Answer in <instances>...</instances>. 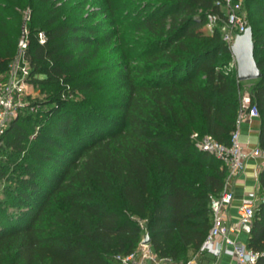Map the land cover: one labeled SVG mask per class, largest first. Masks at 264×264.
<instances>
[{
    "label": "trees",
    "instance_id": "1",
    "mask_svg": "<svg viewBox=\"0 0 264 264\" xmlns=\"http://www.w3.org/2000/svg\"><path fill=\"white\" fill-rule=\"evenodd\" d=\"M87 1L77 6L84 9ZM95 1L99 10L74 22L76 10L60 22L69 11L59 8L40 28L27 22V82L50 93L30 99L33 112L18 115L0 140L22 155L12 165L17 176L8 201L17 209L0 207V264H119L117 256L133 253L147 235L159 257L187 262L209 235L211 197L223 191L227 170L196 148L191 128L229 145L245 92L218 63L232 54L223 25L213 35L204 31L208 15L219 12L216 2ZM39 3L31 6L44 20L46 8ZM244 8L257 17L250 27L262 75L250 93L260 111L264 149V0H244ZM99 16L103 21L92 24ZM110 49L121 66L111 70L120 99L115 115L108 114L111 106L101 115L72 105L70 98L83 101L82 93L96 89L69 74L73 59L79 56L88 67ZM16 56L0 35L4 82ZM25 120L39 127L28 146ZM11 132L14 139L5 141ZM204 162L210 171L198 177L193 169ZM259 183L264 195V169ZM248 247L264 264V198Z\"/></svg>",
    "mask_w": 264,
    "mask_h": 264
},
{
    "label": "built area",
    "instance_id": "2",
    "mask_svg": "<svg viewBox=\"0 0 264 264\" xmlns=\"http://www.w3.org/2000/svg\"><path fill=\"white\" fill-rule=\"evenodd\" d=\"M215 2L219 12L209 14L207 24L211 28L223 25V40L232 51L237 36L244 34L249 28L243 13L244 0H215ZM39 40L41 44L46 42L44 33L39 34ZM28 45L29 32L25 30L16 56L19 64L18 72L13 74L10 70L7 82H4L3 76L0 75V140L9 123L17 118L19 110L26 105L27 78L30 72L26 56ZM240 102L236 129L231 135L229 145L222 144L211 136H201L197 133L192 136V141L198 150L214 156L227 170L223 191L220 195L211 197L212 226L200 250L187 262L174 261L171 258L159 257L151 244H143V239L133 253L117 256L119 264H202L199 258L205 255L212 256L215 259L214 264H221L224 257L230 258V264H257L261 254L237 240V236L243 232L245 226L252 227L256 216V205L243 202L239 208L237 222L231 221L227 216L235 196L234 180L245 172L247 161L250 158L258 160L260 170L264 169V149L257 146L246 152L241 141L242 125L247 120L260 118L259 108L250 92H244Z\"/></svg>",
    "mask_w": 264,
    "mask_h": 264
},
{
    "label": "rangeland",
    "instance_id": "3",
    "mask_svg": "<svg viewBox=\"0 0 264 264\" xmlns=\"http://www.w3.org/2000/svg\"><path fill=\"white\" fill-rule=\"evenodd\" d=\"M40 0H0V35L4 37V40L9 42V45L16 48V54L18 52L19 44L23 38V34L25 30L28 31L27 22L33 20L36 24V27L40 28L39 26L48 20L54 15H51V11L64 9L68 10L69 12L66 13L61 17L59 20L60 22L66 21L71 14L72 10H76L77 15H74L70 22H74L77 18H81L82 16H86L89 13H92L94 10L97 11L98 5L96 4L95 0H88L85 8L83 9V5L81 7L77 6L83 0H51L48 3H39ZM35 3V7L38 3L41 6L46 8V14L44 20L40 19L41 12H37L34 14V7L31 6V3ZM243 13L246 17L248 26L252 25L253 19H256V13L253 10L249 12L247 8H244ZM97 21H103V16H99L98 19L92 21V24H95ZM217 28V27H216ZM216 28H211L208 24L204 27V31L207 34L213 35ZM219 28V27H218ZM43 30V29H40ZM223 32V30H222ZM78 50H75V53ZM80 57H75L71 63L69 74L75 76L81 82H91L96 87L95 90L91 92L82 93L84 96V100L80 101L79 99H72V105H79L84 104L87 105L88 108L92 110L99 111L98 114L105 115L108 111L105 109L104 106H111V112H108L110 116L115 115V111L113 107L119 104L120 99H118L119 91L116 90L117 83L114 80L115 74L111 72V70H119L121 66L119 65L118 59L119 54L116 51L110 49L100 52L97 58L89 60L88 67H84L83 63L79 61ZM218 63L221 67L224 68L225 71L235 74L237 76V63L236 60L231 54L228 57H220L218 59ZM18 61L16 60L12 64V73L18 72ZM95 68L102 69L97 73V75H92V70ZM243 83V91L250 92L251 88L255 84V81H247ZM50 92L40 87H35L30 83H27V96L25 99L26 105L21 108L18 112V115L23 117L29 116L33 112V107H31L30 99L32 100H43ZM110 93V94H109ZM113 94V95H112ZM78 106L74 107L75 110H78ZM113 108V109H112ZM17 115V117H18ZM16 119V118H15ZM14 119V120H15ZM93 121L97 122V119L93 118ZM38 121H31L27 122L26 120L22 122L21 126L26 130L27 137H26V145H30L32 142V135L33 132H38ZM12 121L9 123L8 128H10ZM196 127L191 128V130H195L194 134H196L197 130ZM6 129V130H7ZM190 129H184L185 133H189ZM193 134V133H192ZM193 134V135H194ZM199 134V133H197ZM192 135V136H193ZM200 135V134H199ZM191 136V138H192ZM6 140H13L14 133H7ZM27 145V146H28ZM21 153H19L16 149L7 145V142L0 143V172L3 174V178L0 179V207L3 206L8 211L14 212L16 211L17 207L13 206L9 201L10 192L12 188H14V181L16 180L17 174L13 170V162H20L22 161ZM207 162H204L201 166H197L193 169V172L198 176L201 177L206 172H209L210 169L205 166ZM264 198V195L260 196L259 202L256 205V208L259 207L261 204V200Z\"/></svg>",
    "mask_w": 264,
    "mask_h": 264
},
{
    "label": "crops",
    "instance_id": "4",
    "mask_svg": "<svg viewBox=\"0 0 264 264\" xmlns=\"http://www.w3.org/2000/svg\"><path fill=\"white\" fill-rule=\"evenodd\" d=\"M261 130L260 118H254L247 120L241 129V141L244 144L246 152H250L253 148L259 146V137ZM260 162L253 158L247 161V167L245 172L234 180V201L227 212L228 218L237 222L239 219V208L243 202H251L257 205L260 196L263 195L260 189L259 174L261 172ZM249 234L244 231L237 236V240L245 245H248ZM197 253V252H196ZM194 252L191 253L190 258L195 256ZM215 259L212 256L205 255L199 258V262L202 264H214ZM229 257H224L221 264H230Z\"/></svg>",
    "mask_w": 264,
    "mask_h": 264
},
{
    "label": "water",
    "instance_id": "5",
    "mask_svg": "<svg viewBox=\"0 0 264 264\" xmlns=\"http://www.w3.org/2000/svg\"><path fill=\"white\" fill-rule=\"evenodd\" d=\"M232 54L237 63V77L239 82L256 81L261 78V70L255 59L254 33L251 27L242 35H238L232 46ZM252 227L245 226L244 231L251 233ZM143 244H151L149 235L143 241Z\"/></svg>",
    "mask_w": 264,
    "mask_h": 264
}]
</instances>
